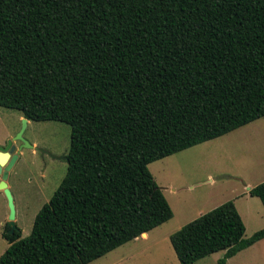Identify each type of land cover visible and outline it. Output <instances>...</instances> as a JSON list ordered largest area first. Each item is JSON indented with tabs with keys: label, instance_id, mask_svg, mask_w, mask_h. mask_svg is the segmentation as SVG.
<instances>
[{
	"label": "trees",
	"instance_id": "1",
	"mask_svg": "<svg viewBox=\"0 0 264 264\" xmlns=\"http://www.w3.org/2000/svg\"><path fill=\"white\" fill-rule=\"evenodd\" d=\"M0 107L71 127L0 264H87L173 216L151 162L264 116V0H0ZM248 192L264 207V181ZM245 229L227 200L169 238L181 264H226L264 238Z\"/></svg>",
	"mask_w": 264,
	"mask_h": 264
},
{
	"label": "rangeland",
	"instance_id": "2",
	"mask_svg": "<svg viewBox=\"0 0 264 264\" xmlns=\"http://www.w3.org/2000/svg\"><path fill=\"white\" fill-rule=\"evenodd\" d=\"M20 116L14 109L0 107V143L17 133ZM23 136L33 148H21L6 178L22 237L31 232L36 213L66 174L71 127L59 121H31ZM34 148H39L41 153ZM148 167L173 216L151 229L147 237L140 235L87 264H181L172 248L170 234L227 200H233L243 219L244 237L264 227V207L247 189L264 181V116L155 160ZM8 214L7 198L0 190V255L10 244L3 237ZM223 252L212 253L191 264H217ZM226 264H264V244L240 251Z\"/></svg>",
	"mask_w": 264,
	"mask_h": 264
},
{
	"label": "water",
	"instance_id": "3",
	"mask_svg": "<svg viewBox=\"0 0 264 264\" xmlns=\"http://www.w3.org/2000/svg\"><path fill=\"white\" fill-rule=\"evenodd\" d=\"M26 126H27V119L25 117H22L21 127L19 128L17 133L7 141L6 146H0V190L3 191V193L5 194L7 198L8 209H9L8 223L11 226V230H10L11 232L16 227L15 204H14L12 193L6 183V178H7L9 169L12 167V165L14 164V162L16 161L18 157L19 150H17L16 152H13V151L8 152V149L13 141H20L21 143L20 148L24 146L33 148V146L23 136Z\"/></svg>",
	"mask_w": 264,
	"mask_h": 264
},
{
	"label": "flooded vegetation",
	"instance_id": "4",
	"mask_svg": "<svg viewBox=\"0 0 264 264\" xmlns=\"http://www.w3.org/2000/svg\"><path fill=\"white\" fill-rule=\"evenodd\" d=\"M13 137V136H12ZM11 137V138H12ZM10 139V138H9ZM9 139H7L3 144H0V146H6V144H7V141L9 140ZM14 142H17V141H13L12 142V144L10 145V147H9V149H8V152H11V148L13 149L14 148ZM21 143L19 142V144L18 145H20ZM15 150H16V148H15ZM34 150H36V151H38V152H40L41 153V151H40V149L39 148H35ZM45 152H48V151H45ZM44 152V153H45ZM48 155H50V156H52V158H57L56 156H53L52 154H50V153H48ZM8 223V221L6 222V224ZM5 224V229H4V231L3 232H6V233H8V234H10V235H14L16 232H18V233H20V237H22L21 236V228H20V226H19V221H18V219H17V217H16V208H15V224H16V227L13 229V231L11 232L10 230H11V226L9 225L8 227H7V225Z\"/></svg>",
	"mask_w": 264,
	"mask_h": 264
},
{
	"label": "crops",
	"instance_id": "5",
	"mask_svg": "<svg viewBox=\"0 0 264 264\" xmlns=\"http://www.w3.org/2000/svg\"><path fill=\"white\" fill-rule=\"evenodd\" d=\"M19 112V111H18ZM20 113V112H19ZM21 114V113H20ZM23 116H22V114H21V116H20V118H22ZM19 118V119H20ZM30 123H31V120H28L27 119V126H26V128H28L29 127V125H30ZM18 130V129H17ZM16 131H14V133H15ZM13 133V134H14ZM4 142H2V143H0V144H3ZM19 144V142H14V148L11 150V151H13V152H16L17 150H19V152H20V150H21V148H20V145H18ZM15 148H16V150H15ZM7 185H8V187H9V183L7 182ZM251 187H249V186H247V189L249 190ZM261 244H264V238H262V239H260V240H258L257 242H255L253 245H251V246H253V247H255L256 245H261ZM251 246H249V247H251ZM248 248V247H247ZM246 249V248H245ZM244 250V249H243ZM242 251V250H241ZM239 253V252H238ZM235 256V255H234ZM233 257V256H232Z\"/></svg>",
	"mask_w": 264,
	"mask_h": 264
},
{
	"label": "bare ground",
	"instance_id": "6",
	"mask_svg": "<svg viewBox=\"0 0 264 264\" xmlns=\"http://www.w3.org/2000/svg\"><path fill=\"white\" fill-rule=\"evenodd\" d=\"M143 236H144V237H147V236H148V233H143Z\"/></svg>",
	"mask_w": 264,
	"mask_h": 264
}]
</instances>
